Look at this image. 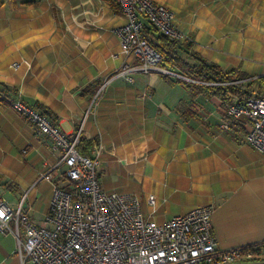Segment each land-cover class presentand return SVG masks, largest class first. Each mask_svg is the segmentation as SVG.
I'll return each instance as SVG.
<instances>
[{
    "label": "crops",
    "instance_id": "1",
    "mask_svg": "<svg viewBox=\"0 0 264 264\" xmlns=\"http://www.w3.org/2000/svg\"><path fill=\"white\" fill-rule=\"evenodd\" d=\"M10 1L17 11H6ZM154 1L175 13L193 43L183 53L189 62L196 53L224 71L245 73V90H264V0ZM3 2L0 195L12 207L26 196L30 217L51 226L46 220L63 171L43 178L62 153L11 106L20 99L66 133L94 141L90 155L101 148L103 188L137 195L147 218L163 224L212 205L220 248L264 241V154L246 143V118L228 127L222 97L190 91L175 77L145 74L133 55L116 57L117 30L128 19L109 0ZM0 264H21L16 236L0 233Z\"/></svg>",
    "mask_w": 264,
    "mask_h": 264
},
{
    "label": "built area",
    "instance_id": "2",
    "mask_svg": "<svg viewBox=\"0 0 264 264\" xmlns=\"http://www.w3.org/2000/svg\"><path fill=\"white\" fill-rule=\"evenodd\" d=\"M127 24L117 30L121 53L141 61L145 74L160 73L184 81L205 84L172 72L164 58L150 44L147 26L173 41L190 39L176 23V15L154 0H118ZM15 69L19 64H15ZM240 84L241 81L236 82ZM11 106L29 120L38 137L50 140L54 152H61L59 164L43 175L55 183L47 223L34 221L23 208L26 196L16 208L0 195V233L14 235L19 241L21 264H233L264 262V241L223 249L213 231L214 207L205 205L189 213L159 223L145 216L140 198L133 193L107 191L99 172L102 150L93 155L79 152L81 132L63 131L53 118L20 99ZM228 127L243 118L248 126L245 141L264 154V90H253L244 102L226 108ZM148 203L154 212L157 198ZM14 223V226L12 225ZM22 230L25 232L23 238Z\"/></svg>",
    "mask_w": 264,
    "mask_h": 264
},
{
    "label": "trees",
    "instance_id": "3",
    "mask_svg": "<svg viewBox=\"0 0 264 264\" xmlns=\"http://www.w3.org/2000/svg\"><path fill=\"white\" fill-rule=\"evenodd\" d=\"M109 2L116 11L122 9L118 0H109ZM145 33L150 38L151 46L163 56L165 65L174 66L185 74V76L205 83L198 84L189 81H178L185 85L190 91H210L227 101L228 106L236 101L244 102L250 96V91L245 90L241 83H236L248 79L245 73L240 70L224 71L217 64L208 63L196 53H191L193 62H189L183 53L190 51L193 47V43L173 41L168 36L159 33L158 30L152 26H147ZM262 80L264 81V78H262ZM249 86H251V84H249ZM2 88L3 86L0 84V93L2 92ZM94 145V141L87 140L81 136V143L78 147L79 152L88 156Z\"/></svg>",
    "mask_w": 264,
    "mask_h": 264
},
{
    "label": "rangeland",
    "instance_id": "4",
    "mask_svg": "<svg viewBox=\"0 0 264 264\" xmlns=\"http://www.w3.org/2000/svg\"><path fill=\"white\" fill-rule=\"evenodd\" d=\"M13 3V2H12ZM12 3H11V1H10V4H9V8L8 9H6V11H9V12H13V11H17V9H15V8H13L12 7ZM17 3V2H16ZM5 5V3L3 2V0H0V11H2V8H3V6ZM15 66V65H14ZM252 89H255V86H253V87H251Z\"/></svg>",
    "mask_w": 264,
    "mask_h": 264
},
{
    "label": "water",
    "instance_id": "5",
    "mask_svg": "<svg viewBox=\"0 0 264 264\" xmlns=\"http://www.w3.org/2000/svg\"><path fill=\"white\" fill-rule=\"evenodd\" d=\"M233 264H264V262H242V263H233Z\"/></svg>",
    "mask_w": 264,
    "mask_h": 264
}]
</instances>
